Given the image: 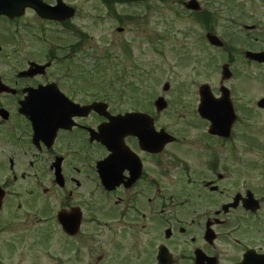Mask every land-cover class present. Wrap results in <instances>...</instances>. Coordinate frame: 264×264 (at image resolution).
<instances>
[{
	"label": "flooded vegetation",
	"instance_id": "1",
	"mask_svg": "<svg viewBox=\"0 0 264 264\" xmlns=\"http://www.w3.org/2000/svg\"><path fill=\"white\" fill-rule=\"evenodd\" d=\"M199 4L195 18L206 32L198 42L224 51L230 74L219 86L208 83L201 108L205 80L187 91L185 105H178L180 92L168 97L169 83L146 93V79L157 77L151 60L146 69L136 66V79L105 67L104 83L94 81V68L82 61L86 36L48 43L24 32L13 45L0 34V237L7 243L43 236L66 264L94 240L102 248L86 264H106L110 238L105 244L102 232L113 222L134 237L138 264H264V173L240 158L262 150L255 132L264 107L249 69L264 61L247 57L264 52L252 48V40L264 42L262 18L251 5L229 6L226 17L238 27L227 40L214 31L220 10ZM209 33L223 44L211 45ZM237 39L248 44L236 47ZM117 43L133 66V40ZM235 57L246 78L230 85L238 76ZM158 96L171 106L156 108ZM250 169L261 171L251 183Z\"/></svg>",
	"mask_w": 264,
	"mask_h": 264
},
{
	"label": "rangeland",
	"instance_id": "2",
	"mask_svg": "<svg viewBox=\"0 0 264 264\" xmlns=\"http://www.w3.org/2000/svg\"><path fill=\"white\" fill-rule=\"evenodd\" d=\"M64 1L76 5L78 9L69 19L59 23L46 21L28 10L25 15L16 21L15 25L9 24L7 19L1 21L0 34H5V42L7 41V43L13 45L19 42L18 36L21 32L27 30L35 35H28V38H47L45 40L48 43L78 41V35L86 36L84 45L86 49L84 50L87 55L83 56L82 61H85L88 67L94 68L93 79L95 75L96 82L100 83H104L106 80L107 74L104 71L107 69L105 67L110 68L109 72L112 69L115 74L122 71L125 78L136 79L138 77L136 66L146 69L148 61L151 60L157 66V77H153V80L146 79L144 82L145 92L152 90L161 93L163 83L169 82L168 97L172 98L173 93L180 92L177 94L178 97L182 96L178 100L179 106L185 105L186 93L190 88H195L196 83L205 80L213 86L220 85V71L224 59L222 53L224 51L210 46L215 52L214 57L211 58L208 57L210 53H213L209 51L211 48L205 47L202 50L198 42V34L206 31L202 28L200 21L196 20L195 12L184 8L183 3L186 0H143L142 2L138 0H107L111 1L109 6L100 3L99 0ZM199 1L205 8L220 10L218 14L216 11L214 13L217 20L214 31L216 34L227 36V40L230 39L229 36H233V28L238 27V22L231 23V20L226 17L229 11L232 12L229 6H243L244 9L249 10L247 5H251L252 11L256 13L255 18H262L261 26L264 27V0ZM119 15L124 16L123 20ZM91 16L96 18L92 20ZM125 17H128V19H124ZM255 18L248 19L246 23L255 20ZM21 21L33 23H29L25 26L26 29H22V27L20 28ZM204 23L206 24L207 20ZM117 27H123L125 33L122 36L117 35ZM119 37L123 41L124 39H132L136 45L132 49L133 55H135L133 66L118 51L119 45L117 42ZM234 38L235 36L231 37V40H235ZM237 40L233 44L236 47H239L241 43L248 44L247 40ZM207 46H209L208 43ZM263 46L264 42L252 40V48L258 49ZM6 47L11 48L10 46ZM203 55L206 56L205 68L201 59ZM237 59L238 57L233 58L232 62L237 68L238 76L236 79H232L230 85L241 84L243 83L242 79L246 78L244 75L245 69L240 71L243 65ZM116 67L117 72H115ZM249 71V78L252 77L257 86L256 93H258V97L263 96L264 66L256 63L251 66ZM259 114L260 128L255 132V143L262 150L241 155L240 158L244 162H254L257 170L263 169L262 172L264 173V114L262 112H259ZM164 122H168L167 117H164ZM188 132L189 130L186 133ZM188 137L186 136V138ZM235 142L231 143V147L235 145ZM236 147L243 148V145L241 142H237ZM257 170L250 169L248 173L250 183L261 173V171L257 173ZM252 172L254 173L252 174ZM245 175L246 173H244ZM112 225L109 226L111 232L107 230L102 232V239L105 244L110 238L106 248L109 249L111 255L106 264H138L137 247L132 242L134 237L131 238L126 231L122 230L120 232L116 224ZM3 234L10 236V233L4 232ZM4 239L5 237H0V264L59 263L56 260V255H58L56 245L50 239L46 240L43 236H39L37 239L31 237L23 241L10 239L11 242L9 243ZM101 248L102 246L93 240L89 246L80 245L78 259L69 257V260L65 258L64 262L66 264H86L93 254L101 251ZM67 253L70 254V252ZM60 255L64 257V253Z\"/></svg>",
	"mask_w": 264,
	"mask_h": 264
},
{
	"label": "water",
	"instance_id": "3",
	"mask_svg": "<svg viewBox=\"0 0 264 264\" xmlns=\"http://www.w3.org/2000/svg\"><path fill=\"white\" fill-rule=\"evenodd\" d=\"M26 6L32 7L35 11L44 18L50 19H65L71 14V8L65 5L61 0H56V5L51 6L45 4L42 0H0V14H6L8 17L12 18L21 14L26 8ZM189 8L197 9L198 3L195 0H190L186 3ZM209 40L218 43L215 37L212 35L208 36ZM250 57H255L257 60H263L262 54L255 55L254 53L249 54ZM225 67V66H224ZM205 87V85H202ZM208 97V96H207ZM260 105H264V99L259 101ZM159 106L164 107L165 103L162 98L158 101ZM166 135V134H165ZM1 196V195H0ZM71 227H66V230H70ZM74 229V228H73Z\"/></svg>",
	"mask_w": 264,
	"mask_h": 264
}]
</instances>
